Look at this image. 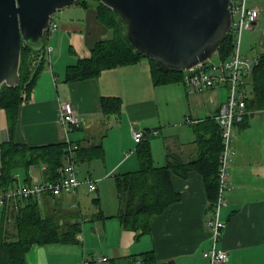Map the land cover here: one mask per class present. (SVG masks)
Listing matches in <instances>:
<instances>
[{"label":"crops","instance_id":"0c3cea01","mask_svg":"<svg viewBox=\"0 0 264 264\" xmlns=\"http://www.w3.org/2000/svg\"><path fill=\"white\" fill-rule=\"evenodd\" d=\"M96 7L97 1L90 0L88 7L75 3L60 10L61 25L56 23L57 28L46 43L45 51L50 48L47 65L32 98L22 105L12 133L7 111L0 108V145L11 139L32 146L61 142L77 146L102 141L105 160L90 163L89 168L94 166L93 171L103 181L139 168L135 128L148 131L146 139L151 142L157 166L174 159H197L202 151L197 129L201 124V132H205L201 140L211 136V128L217 122L215 116L228 98L227 86L191 89L184 79L155 85L150 64L145 60L105 69L99 76L85 80H64L68 66L88 56L96 42L110 33L99 21ZM251 46L263 51L264 34ZM108 96L121 98L120 113L102 112V98ZM62 101L74 103L79 127L69 130L61 120ZM233 146L230 186L225 192L227 203L222 208L226 227L219 243L228 251V258L217 264H264V109L248 114L237 124ZM2 165L0 147V172ZM88 174L94 173L90 170ZM15 176L17 184H27L19 172ZM29 177L31 183L44 180L42 169L37 166L30 167ZM172 181L181 199L154 219L151 232L138 236L137 232L124 229L118 219H106L102 226L93 222L90 232H99L103 240L101 256L109 259L154 250L160 262L211 264L204 256L212 244L207 224L211 199L205 178L199 170L191 169L186 176L172 173ZM74 194L77 193L47 195L40 204L47 211L61 209L64 203L73 201ZM80 256L83 260L87 254L80 252ZM27 259L28 264H51L47 247L39 244L32 246Z\"/></svg>","mask_w":264,"mask_h":264},{"label":"trees","instance_id":"16d2710c","mask_svg":"<svg viewBox=\"0 0 264 264\" xmlns=\"http://www.w3.org/2000/svg\"><path fill=\"white\" fill-rule=\"evenodd\" d=\"M97 1V17L108 27L110 33L102 38L91 49L88 56L68 66L64 80L66 82L85 80L97 77L105 69L135 64L144 58L148 59L152 79L155 85H166L183 81L185 71L173 70L147 58L142 52L135 51L127 39L126 22L118 12L100 0ZM85 7L90 0H79ZM51 30L46 33V42ZM46 45L32 47L23 43L21 79L17 87L4 85L0 91V108L7 111L8 124L12 133L18 123L22 105L32 98L37 81L47 65ZM235 51V37L231 32L222 43L219 59L228 60ZM244 89L248 107L252 111L264 109V50L258 54V63L244 76ZM122 109L120 97L102 98V112L105 115L118 114ZM211 128V136L201 140L200 128L197 129L202 144L199 157L190 162L180 159L168 161L157 166L154 161L151 142L146 138L138 144L137 152L140 166L135 171L114 176L120 208L117 212L122 226L135 231L138 236L151 232L154 219L170 205L180 201L181 194L172 181V173L186 176L191 169L199 170L206 183L211 199L212 209L219 193V166L223 143L218 122ZM104 137V135H102ZM70 142L32 146L28 143H17L9 140L0 145L2 150V170L0 186L7 188L16 185L17 172L24 171V181L31 183L29 169L37 166L42 169L44 180H55L60 177L59 169L71 153L80 163L105 160L103 142L79 143L69 150ZM73 145V144H72ZM96 198L95 200H98ZM55 209L47 211L37 198L13 199L2 207V228L0 233V264H28L27 253L34 244H78L82 231L81 221L69 220L72 215ZM107 216L100 209L94 219ZM106 264H176L174 260L160 262L154 250L138 254L121 255L109 258Z\"/></svg>","mask_w":264,"mask_h":264},{"label":"water","instance_id":"95a60500","mask_svg":"<svg viewBox=\"0 0 264 264\" xmlns=\"http://www.w3.org/2000/svg\"><path fill=\"white\" fill-rule=\"evenodd\" d=\"M77 1L0 0V91L20 83L23 43L46 45L55 13ZM100 1L125 20L135 51L185 73L212 64L232 30L230 0Z\"/></svg>","mask_w":264,"mask_h":264},{"label":"built area","instance_id":"2783aa9c","mask_svg":"<svg viewBox=\"0 0 264 264\" xmlns=\"http://www.w3.org/2000/svg\"><path fill=\"white\" fill-rule=\"evenodd\" d=\"M230 4L233 13L231 32L235 37L233 55L228 60H220L188 72L184 77L185 83L191 89H206L225 85L229 90L227 101L215 116L220 125L223 148L220 154L218 199L215 206L209 209L207 219L212 244L204 251V256L210 259L211 264L223 263L228 258V251L219 246L226 227V222L222 219V208L227 203L225 192L230 186V164L235 154L233 140L236 126L244 121L248 114L254 112L248 107L244 76L258 63V56L248 57L241 53V41L243 31L253 28L257 23L259 9L249 6L248 0H230ZM56 28L57 24L53 20L51 29L55 30ZM59 110L61 120L69 130L80 126V118L73 102H60ZM147 134L148 131L133 129V136L138 144L146 138ZM74 147L70 144L69 150H73ZM77 165L79 164L75 161L71 151L59 169L60 177L58 179L43 181L35 179L32 183L16 184L7 188L0 186V206H5L13 199L37 198L41 202L47 195L58 196L64 192L78 193L79 187L83 183L88 184L89 191H95L97 189L96 181L89 176L85 177L84 180L81 179ZM107 261V256L85 257L80 264H104Z\"/></svg>","mask_w":264,"mask_h":264},{"label":"rangeland","instance_id":"374dc122","mask_svg":"<svg viewBox=\"0 0 264 264\" xmlns=\"http://www.w3.org/2000/svg\"><path fill=\"white\" fill-rule=\"evenodd\" d=\"M96 1V0H91ZM248 4L251 7H257L259 9V17L257 23L251 29H246L243 31L242 41H241V53L248 57L257 56L260 52V49L256 47H252L253 41L259 40L264 34V0H248ZM61 10V9H60ZM60 10H58L54 15V22L58 25H61L60 20ZM53 29H51L50 35H53ZM143 60L148 61V59L144 58ZM219 57L215 56L210 60V63L218 62ZM149 62V61H148ZM33 95V93H32ZM103 160H97L93 162H85L77 165V170L79 177L81 179H85V177L89 176L96 181L97 188L95 191H89L88 184L83 183L79 187V192L74 194L76 196L73 197L72 202L64 203L60 212L67 213L70 217L69 220H79L81 221L82 231L80 233V243L78 244H48L45 245L48 249V257L51 261V264H80L82 256H80V252H85L87 254L86 257H98L101 256L102 253V238L100 237L99 232L92 234L91 226L93 222L97 221L102 226L103 221L106 219H118L117 212L119 211L120 204L117 193V186L114 176H110L103 181V179L98 178V174L93 171L94 166L89 168L90 163H101ZM140 166V163H139ZM92 170L94 173L92 176L88 174V171ZM20 176L21 179L24 180V171L21 170ZM17 184V183H16ZM79 194V196H78ZM99 198V200H95ZM43 209L45 206H42ZM102 209L103 213L107 216V214H114V216H107L104 219H94V215ZM2 228V206H0V233ZM86 236L88 237L86 241ZM103 241V240H102ZM91 245H88L90 244ZM43 246V247H45ZM93 252L92 256L90 252ZM106 264V263H104Z\"/></svg>","mask_w":264,"mask_h":264}]
</instances>
